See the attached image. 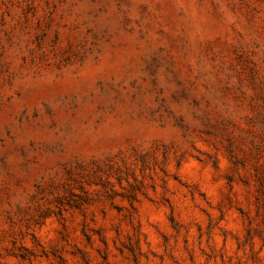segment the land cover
<instances>
[{
  "label": "rangeland",
  "instance_id": "rangeland-1",
  "mask_svg": "<svg viewBox=\"0 0 264 264\" xmlns=\"http://www.w3.org/2000/svg\"><path fill=\"white\" fill-rule=\"evenodd\" d=\"M0 264H264V0H0Z\"/></svg>",
  "mask_w": 264,
  "mask_h": 264
}]
</instances>
